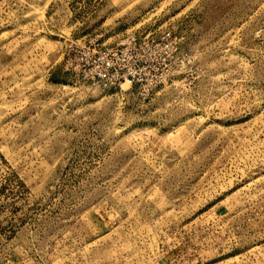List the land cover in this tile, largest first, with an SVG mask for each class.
Here are the masks:
<instances>
[{
    "label": "rangeland",
    "instance_id": "obj_1",
    "mask_svg": "<svg viewBox=\"0 0 264 264\" xmlns=\"http://www.w3.org/2000/svg\"><path fill=\"white\" fill-rule=\"evenodd\" d=\"M128 31L181 53L79 77ZM0 264H264V0H0Z\"/></svg>",
    "mask_w": 264,
    "mask_h": 264
},
{
    "label": "built area",
    "instance_id": "obj_2",
    "mask_svg": "<svg viewBox=\"0 0 264 264\" xmlns=\"http://www.w3.org/2000/svg\"><path fill=\"white\" fill-rule=\"evenodd\" d=\"M168 51L175 55L181 53L177 36L170 31L160 38L150 33L142 35L137 31H128L113 44L90 42L80 45V57L75 59L76 62L73 60L71 65L79 77L87 81L105 86H122L129 82L130 85L137 84L140 89V83L147 80L151 54H165Z\"/></svg>",
    "mask_w": 264,
    "mask_h": 264
}]
</instances>
